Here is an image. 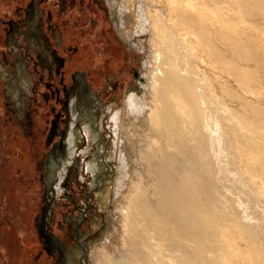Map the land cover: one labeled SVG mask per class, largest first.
<instances>
[{
    "label": "bare ground",
    "instance_id": "obj_1",
    "mask_svg": "<svg viewBox=\"0 0 264 264\" xmlns=\"http://www.w3.org/2000/svg\"><path fill=\"white\" fill-rule=\"evenodd\" d=\"M108 1L147 55L99 147L94 169L114 159L116 175L89 264H231L235 232L264 264V178L249 188L236 147L262 111L244 95H264V0Z\"/></svg>",
    "mask_w": 264,
    "mask_h": 264
},
{
    "label": "rangeland",
    "instance_id": "obj_2",
    "mask_svg": "<svg viewBox=\"0 0 264 264\" xmlns=\"http://www.w3.org/2000/svg\"><path fill=\"white\" fill-rule=\"evenodd\" d=\"M60 1L0 0V264H89L90 245L109 227L112 207L103 202L115 161L94 168L99 147L112 141L110 108L121 107L136 87L147 50L120 37L108 0ZM52 52L62 57L57 67ZM73 71L82 73L80 88ZM256 93L244 96L264 112V95ZM251 112L254 123L236 147L254 190L264 182V114ZM64 126L63 144L54 149L59 166L50 174L46 165L53 153L48 158L45 153ZM46 181L52 182L49 189ZM231 238L246 251V236L235 232ZM247 252L236 254L231 264L260 263Z\"/></svg>",
    "mask_w": 264,
    "mask_h": 264
},
{
    "label": "flooded vegetation",
    "instance_id": "obj_3",
    "mask_svg": "<svg viewBox=\"0 0 264 264\" xmlns=\"http://www.w3.org/2000/svg\"><path fill=\"white\" fill-rule=\"evenodd\" d=\"M68 2V1H67ZM62 2L59 0V5L61 4ZM29 6H32V2H29V3H27ZM27 5V6H28ZM10 23V22H9ZM119 34V33H118ZM120 35V34H119ZM80 53V51H78V54ZM52 54V56H53V58L57 61L58 60V62H56V66L55 67H57L59 64H61V59H62V57L61 56H59V55H57L56 53H54V52H52L51 53ZM77 57V56H76ZM74 63H76V65H78V67H80L79 66V61H78V59H74ZM78 63V64H77ZM135 72V71H134ZM82 73L80 72V71H73L72 72V79L74 80V82H76V85H77V88H80V87H82V84L84 83V79H83V76L81 75ZM77 91V94L79 95L78 97L79 98H81V95H80V93L78 92V89L76 90ZM72 92V89H69V88H67L66 89V95L68 96H71V93ZM90 98V97H89ZM68 100H69V98H68ZM64 105L66 106V102L64 101ZM64 106V107H65ZM84 111V110H83ZM91 120V122H94V120L93 119H90ZM68 121V120H67ZM64 129H65V126H64V128H61V131H59V134H60V138H59V141L58 142H53V144H52V146L49 148V149H47V151H46V156H47V158L49 157V155L51 154V153H53V155H52V159L51 160H49V165H46V166H48L47 168H46V170H47V173L49 172L50 174H54V171H55V168H56V166H59V162H58V160H57V157H56V154H57V152H55L54 151V149L56 148V147H60L61 146V144H63V141H62V134H63V132H64ZM101 140V139H100ZM101 142V141H100ZM84 148H85V146H84ZM54 161H55V163H54ZM42 162L44 163L45 162V160H42ZM42 163V164H43ZM43 166L45 167V165L43 164ZM92 174V173H91ZM46 176H47V174H46ZM94 185L96 184V187H94V188H96V189H98L100 186H101V184H100V181H99V176H96V183H93ZM46 187L49 189L50 187H52V182L51 181H46Z\"/></svg>",
    "mask_w": 264,
    "mask_h": 264
}]
</instances>
